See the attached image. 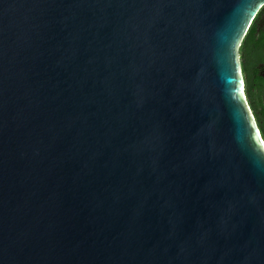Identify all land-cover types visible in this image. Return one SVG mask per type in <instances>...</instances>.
Listing matches in <instances>:
<instances>
[{"label": "water", "instance_id": "95a60500", "mask_svg": "<svg viewBox=\"0 0 264 264\" xmlns=\"http://www.w3.org/2000/svg\"><path fill=\"white\" fill-rule=\"evenodd\" d=\"M263 6L0 0V264H264Z\"/></svg>", "mask_w": 264, "mask_h": 264}, {"label": "flooded vegetation", "instance_id": "af4514ba", "mask_svg": "<svg viewBox=\"0 0 264 264\" xmlns=\"http://www.w3.org/2000/svg\"><path fill=\"white\" fill-rule=\"evenodd\" d=\"M250 26L252 29L246 37H243L238 54L244 95L262 137L261 122L264 121V6L257 12Z\"/></svg>", "mask_w": 264, "mask_h": 264}, {"label": "trees", "instance_id": "16d2710c", "mask_svg": "<svg viewBox=\"0 0 264 264\" xmlns=\"http://www.w3.org/2000/svg\"><path fill=\"white\" fill-rule=\"evenodd\" d=\"M251 29H252V26H250V27L248 28V31H247V33L245 34V37L249 34V32H250ZM263 113H264V111H263ZM261 130H262V138H263V140H264V121L261 122Z\"/></svg>", "mask_w": 264, "mask_h": 264}]
</instances>
